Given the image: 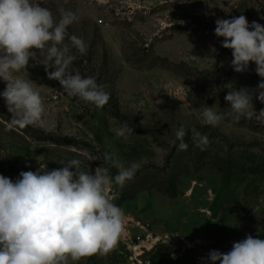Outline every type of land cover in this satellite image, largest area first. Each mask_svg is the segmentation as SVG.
<instances>
[{
  "label": "rangeland",
  "instance_id": "rangeland-1",
  "mask_svg": "<svg viewBox=\"0 0 264 264\" xmlns=\"http://www.w3.org/2000/svg\"><path fill=\"white\" fill-rule=\"evenodd\" d=\"M40 2L57 20L61 7L78 16L68 33L84 40L87 53L73 50L70 71L94 77L110 99L99 109L68 96L48 79L43 57L30 60L13 75L32 81L49 127L9 128L11 113L0 95V174L15 181L22 171L80 159L114 178V163L136 165L131 180L108 191L125 214L117 248L69 264H210L212 250L226 253L249 234L264 239V117L234 122L224 99L228 85L251 90L261 77L254 63L234 71L232 50L214 33L217 19L240 15L264 26V0ZM6 85L0 78V93ZM252 103L257 112L264 109L255 97ZM205 105L224 117L218 126L201 123ZM125 122L134 130L126 140L114 131ZM181 126L208 137L203 151L191 132L187 150H179ZM29 128L76 145L36 141Z\"/></svg>",
  "mask_w": 264,
  "mask_h": 264
},
{
  "label": "clouds",
  "instance_id": "clouds-1",
  "mask_svg": "<svg viewBox=\"0 0 264 264\" xmlns=\"http://www.w3.org/2000/svg\"><path fill=\"white\" fill-rule=\"evenodd\" d=\"M41 5L40 0H0V78L7 82L0 95L11 113L9 128L49 127L43 99L32 81L13 75L26 69L29 61H36L38 56L43 57L40 64L48 79L58 81L68 96L99 109L110 99L105 85L98 84L94 77L70 71L77 58L75 53H87L84 40L68 33V27L78 16L61 7L57 20L49 8ZM215 24V35L223 38L221 46L232 50L234 71L243 73L254 63L255 72L261 77V82L251 90H236L228 85L230 90L224 97L230 108L227 115L234 122L251 119L256 113L264 117V109L257 112L252 103L254 97L264 103V26L256 21L250 24L244 15L217 19ZM201 117L203 125L212 127L224 118L207 105ZM114 131L126 140L134 130L125 122ZM189 132L196 147L203 151L208 137L195 127L183 126L175 131L179 150H187L184 140ZM98 159L89 156V161ZM103 159L109 161L111 156L104 153ZM59 164L63 167L22 171L15 181L0 174V264H69V260L107 255L117 248L125 214L109 198L108 191L113 183L123 187L131 180L136 165L125 168L122 163H114L112 167L118 172L113 178L107 169L91 171L89 163L80 159ZM207 261L264 264V239L249 234L234 242L226 253L212 250Z\"/></svg>",
  "mask_w": 264,
  "mask_h": 264
},
{
  "label": "trees",
  "instance_id": "trees-1",
  "mask_svg": "<svg viewBox=\"0 0 264 264\" xmlns=\"http://www.w3.org/2000/svg\"><path fill=\"white\" fill-rule=\"evenodd\" d=\"M117 115V114H116ZM118 116V115H117ZM119 118H121L120 116H118ZM124 118V117H122ZM125 119V118H124ZM32 132L33 138L36 141L39 142H51L55 145H60V146H75L76 142L74 140H70L67 138H56V137H52L49 134L40 132L34 128H29Z\"/></svg>",
  "mask_w": 264,
  "mask_h": 264
},
{
  "label": "water",
  "instance_id": "water-1",
  "mask_svg": "<svg viewBox=\"0 0 264 264\" xmlns=\"http://www.w3.org/2000/svg\"><path fill=\"white\" fill-rule=\"evenodd\" d=\"M113 173L116 175L117 174V172L115 171V170H113Z\"/></svg>",
  "mask_w": 264,
  "mask_h": 264
}]
</instances>
